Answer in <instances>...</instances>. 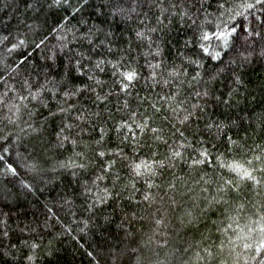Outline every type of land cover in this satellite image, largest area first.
<instances>
[{"label": "trees", "instance_id": "trees-1", "mask_svg": "<svg viewBox=\"0 0 264 264\" xmlns=\"http://www.w3.org/2000/svg\"><path fill=\"white\" fill-rule=\"evenodd\" d=\"M262 245L264 0H0V264Z\"/></svg>", "mask_w": 264, "mask_h": 264}, {"label": "snow or ice", "instance_id": "snow-or-ice-1", "mask_svg": "<svg viewBox=\"0 0 264 264\" xmlns=\"http://www.w3.org/2000/svg\"><path fill=\"white\" fill-rule=\"evenodd\" d=\"M248 7H251V5H248ZM219 36H220V37H225V36H226V33H224V32H220V33H219ZM207 38H208V37L205 36V39H207ZM205 51H207V50H205ZM134 76H135L134 73H128V74H126V79L129 80V81H131V80L134 79ZM101 155H102V153H101ZM176 155L178 156L179 153H176ZM200 162H202V161H200ZM141 167H142V165H136V169H137L138 171L140 170ZM229 167H230V168H233V169L236 170V171H239V170H240V166H239V165H229ZM243 175H244L245 177H248L250 174H249L247 171H245V172L243 173ZM245 247L247 248V247H249V245H245ZM262 247H264V245H262ZM257 250L259 251V249H257Z\"/></svg>", "mask_w": 264, "mask_h": 264}]
</instances>
